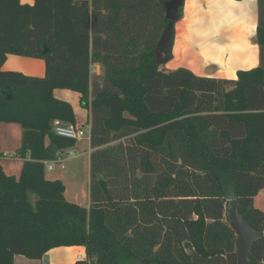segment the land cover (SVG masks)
I'll use <instances>...</instances> for the list:
<instances>
[{
    "label": "trees",
    "instance_id": "16d2710c",
    "mask_svg": "<svg viewBox=\"0 0 264 264\" xmlns=\"http://www.w3.org/2000/svg\"><path fill=\"white\" fill-rule=\"evenodd\" d=\"M33 1L0 0V123L21 126L24 159L18 179L0 167V264L77 246L75 264H236L227 203L263 233L248 264H264V213L252 201L264 188V69L234 81L161 70L168 0ZM256 37L264 49L260 26ZM8 55L42 60L44 76L3 71ZM54 89L89 111V208L45 179L44 163L75 144L52 133L56 119L75 123Z\"/></svg>",
    "mask_w": 264,
    "mask_h": 264
},
{
    "label": "crops",
    "instance_id": "0c3cea01",
    "mask_svg": "<svg viewBox=\"0 0 264 264\" xmlns=\"http://www.w3.org/2000/svg\"><path fill=\"white\" fill-rule=\"evenodd\" d=\"M20 3L31 6L34 1L20 0ZM182 5L181 17L173 27L171 54L169 61L164 64L165 71L184 68L195 77L234 81L238 71H250L260 66L264 69V49L260 50L256 37L259 26L264 31V0H184ZM1 69L41 78L45 74V63L40 59L8 55ZM93 73L103 75L100 64L91 65L90 79ZM52 95L71 106L75 127H89V111L81 107L78 93L54 89ZM21 134L20 125L0 123V167L7 176L16 179L21 174L24 162V159L15 156L21 145ZM74 146L88 153L90 161L92 151L88 141H77ZM64 162L51 161L52 169L45 170V179L61 181L66 201L80 206L76 196H70L71 192L75 194L76 188H73L72 177L63 171V167L60 166V171L54 175L47 173L55 171L56 164ZM252 201L253 208L264 213V188L258 191ZM89 206L88 196L86 208ZM77 255L85 258V248L59 247L47 252L41 260L15 256L13 264H75Z\"/></svg>",
    "mask_w": 264,
    "mask_h": 264
},
{
    "label": "water",
    "instance_id": "95a60500",
    "mask_svg": "<svg viewBox=\"0 0 264 264\" xmlns=\"http://www.w3.org/2000/svg\"><path fill=\"white\" fill-rule=\"evenodd\" d=\"M182 4V0H168L165 2V17L168 20L167 26L164 29L161 37L157 41L154 48V60L158 66H162L170 59L172 48V34L175 22L179 19L178 9ZM225 220L228 222L230 229L233 231L236 238L235 255L237 256L236 264H248L249 251L253 243L263 237L261 232H253L246 224L244 219L236 215L235 204L228 203L225 208Z\"/></svg>",
    "mask_w": 264,
    "mask_h": 264
},
{
    "label": "rangeland",
    "instance_id": "374dc122",
    "mask_svg": "<svg viewBox=\"0 0 264 264\" xmlns=\"http://www.w3.org/2000/svg\"><path fill=\"white\" fill-rule=\"evenodd\" d=\"M160 69L164 70L165 66L164 64L160 66ZM93 82H98L99 84L102 83V76L95 75L94 73L91 76V79ZM86 128V127H85ZM85 144V143H83ZM68 151L75 152V156L73 158H69ZM62 158L65 160L63 164H56L54 166L53 172H47L49 175L56 174L57 171H60V166L63 167V171H66L70 177H72V186L73 188H76L75 194L71 192L72 197L76 196V202L80 204V206L87 207L88 203V196H89V188H88V182L90 178V169H89V155L88 153H83L79 150L78 146L77 148L74 146L71 150L65 151ZM75 184V187H74Z\"/></svg>",
    "mask_w": 264,
    "mask_h": 264
},
{
    "label": "built area",
    "instance_id": "2783aa9c",
    "mask_svg": "<svg viewBox=\"0 0 264 264\" xmlns=\"http://www.w3.org/2000/svg\"><path fill=\"white\" fill-rule=\"evenodd\" d=\"M52 133L55 134V136H59L68 140H72V141H83L86 140L89 142L90 140V134H89V128L87 129H83L80 127H75V126H70L67 125L65 123H63L62 121L56 119L53 123H52ZM72 149V148H71ZM69 149V150H71ZM68 156L69 158H73L75 156V152L72 151H68ZM65 153V152H64ZM64 153H59L56 157V160L54 162H61L64 159L62 158V155ZM44 167L45 170L47 171H51L52 169V164L51 161L50 162H45L44 163ZM85 258H82L80 255H77L76 260H84Z\"/></svg>",
    "mask_w": 264,
    "mask_h": 264
}]
</instances>
